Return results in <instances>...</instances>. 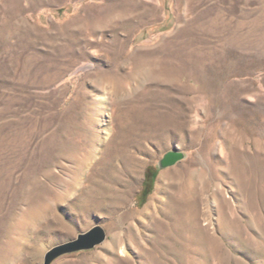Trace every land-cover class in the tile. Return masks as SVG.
Listing matches in <instances>:
<instances>
[{
	"label": "rangeland",
	"instance_id": "rangeland-1",
	"mask_svg": "<svg viewBox=\"0 0 264 264\" xmlns=\"http://www.w3.org/2000/svg\"><path fill=\"white\" fill-rule=\"evenodd\" d=\"M96 224L52 264H264V0H0V264Z\"/></svg>",
	"mask_w": 264,
	"mask_h": 264
},
{
	"label": "water",
	"instance_id": "water-1",
	"mask_svg": "<svg viewBox=\"0 0 264 264\" xmlns=\"http://www.w3.org/2000/svg\"><path fill=\"white\" fill-rule=\"evenodd\" d=\"M185 154L177 150L167 152L159 161L158 168H164L183 159ZM107 238V230L101 224L80 232L77 237L57 244L50 248L44 258V264H52L57 258L78 251H85L102 244Z\"/></svg>",
	"mask_w": 264,
	"mask_h": 264
}]
</instances>
